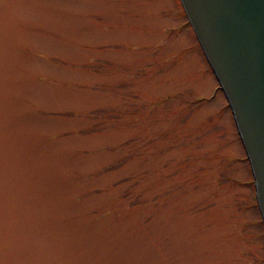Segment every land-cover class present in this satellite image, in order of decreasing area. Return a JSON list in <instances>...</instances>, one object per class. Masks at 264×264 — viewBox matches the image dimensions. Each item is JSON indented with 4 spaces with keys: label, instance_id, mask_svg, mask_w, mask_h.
I'll return each instance as SVG.
<instances>
[{
    "label": "rangeland",
    "instance_id": "obj_1",
    "mask_svg": "<svg viewBox=\"0 0 264 264\" xmlns=\"http://www.w3.org/2000/svg\"><path fill=\"white\" fill-rule=\"evenodd\" d=\"M184 21L177 0H0V264H264Z\"/></svg>",
    "mask_w": 264,
    "mask_h": 264
},
{
    "label": "water",
    "instance_id": "obj_2",
    "mask_svg": "<svg viewBox=\"0 0 264 264\" xmlns=\"http://www.w3.org/2000/svg\"><path fill=\"white\" fill-rule=\"evenodd\" d=\"M251 164L264 220V0H181Z\"/></svg>",
    "mask_w": 264,
    "mask_h": 264
}]
</instances>
